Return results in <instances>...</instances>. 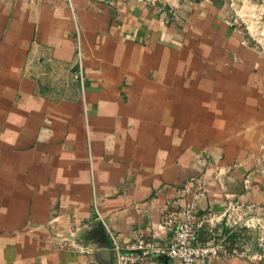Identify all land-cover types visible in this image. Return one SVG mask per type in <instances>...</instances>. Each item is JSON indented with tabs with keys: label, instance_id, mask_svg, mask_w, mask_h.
I'll use <instances>...</instances> for the list:
<instances>
[{
	"label": "crops",
	"instance_id": "0c3cea01",
	"mask_svg": "<svg viewBox=\"0 0 264 264\" xmlns=\"http://www.w3.org/2000/svg\"><path fill=\"white\" fill-rule=\"evenodd\" d=\"M238 4L0 0V264H111L107 229L163 239L189 205L263 219L264 47ZM210 225L195 241L236 253L196 264H264Z\"/></svg>",
	"mask_w": 264,
	"mask_h": 264
},
{
	"label": "built area",
	"instance_id": "2783aa9c",
	"mask_svg": "<svg viewBox=\"0 0 264 264\" xmlns=\"http://www.w3.org/2000/svg\"><path fill=\"white\" fill-rule=\"evenodd\" d=\"M80 58V54L76 53ZM75 80H80V71L77 69ZM241 206H228L220 214L209 217H200L192 205L185 206L177 211H166L159 222V226L167 230V236L157 239L152 234H137L131 241L120 243L116 234L107 229L106 235L110 242L111 264H146L155 259H167L172 264H196L201 258L214 260L228 253H236V248L225 237L217 238L211 230L202 242L195 241L197 230L217 218L231 229L248 227L246 218L241 216L246 213ZM233 213V214H232ZM245 217V216H244Z\"/></svg>",
	"mask_w": 264,
	"mask_h": 264
},
{
	"label": "rangeland",
	"instance_id": "374dc122",
	"mask_svg": "<svg viewBox=\"0 0 264 264\" xmlns=\"http://www.w3.org/2000/svg\"><path fill=\"white\" fill-rule=\"evenodd\" d=\"M239 2V6L235 9L231 8L230 12L233 16L239 18L240 28L242 32L249 34L250 37L255 38L254 42L259 47H264V0H234ZM233 214V213H232ZM246 215V214H245ZM241 218H244V216ZM263 219L259 218L254 221L253 224L246 227L250 229V234H245L244 237L251 236L253 241L257 245L258 253H261V249L264 248V216ZM245 219V218H244ZM238 230L244 228L237 227ZM244 237L239 235V241H243ZM245 239V241H246ZM232 244V241L230 242Z\"/></svg>",
	"mask_w": 264,
	"mask_h": 264
}]
</instances>
